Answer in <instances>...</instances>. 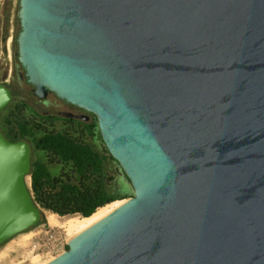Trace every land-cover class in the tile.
Returning <instances> with one entry per match:
<instances>
[{"label":"water","instance_id":"water-1","mask_svg":"<svg viewBox=\"0 0 264 264\" xmlns=\"http://www.w3.org/2000/svg\"><path fill=\"white\" fill-rule=\"evenodd\" d=\"M17 18L33 94L93 114L133 188L46 264H264V0H18ZM33 152L0 126V246L42 220Z\"/></svg>","mask_w":264,"mask_h":264},{"label":"rangeland","instance_id":"rangeland-1","mask_svg":"<svg viewBox=\"0 0 264 264\" xmlns=\"http://www.w3.org/2000/svg\"><path fill=\"white\" fill-rule=\"evenodd\" d=\"M17 12L18 0H4L0 7V79L6 80L7 83H12L13 76L19 73L24 74V69L17 59L16 37L19 32ZM23 101L12 100L6 109L1 111L0 126L5 133L10 136L14 135L18 129V122H27L37 137L46 132L67 133L73 138L89 144L103 157V176L106 178V188L111 194L123 197L121 199L124 201L133 195L129 179L126 178L119 163L111 157L97 126L89 130L73 120L45 116L46 111L62 109L60 100H57L53 95L49 96L47 105L36 102L35 98L26 97ZM94 121L95 117L91 116L88 123H94ZM33 160L43 163L53 177L66 178V176L74 175L70 164L62 162L46 150L34 147ZM27 181L31 189L30 177L27 178ZM42 211L44 222L14 236L0 246V264H46L66 251L68 241L81 232L51 226L46 217L50 211L44 208ZM58 216L61 221L72 217H82L77 214Z\"/></svg>","mask_w":264,"mask_h":264},{"label":"trees","instance_id":"trees-1","mask_svg":"<svg viewBox=\"0 0 264 264\" xmlns=\"http://www.w3.org/2000/svg\"><path fill=\"white\" fill-rule=\"evenodd\" d=\"M96 126V118L94 123L84 124L89 130ZM5 135L11 140L26 138L36 149L46 150L72 166L73 176L57 178L43 163L32 160L31 190L42 208L60 216L77 214L88 217L98 208L123 198L107 190L103 176L104 159L89 144L61 132H46L37 137L27 122H18L14 135ZM44 221L42 216L39 224Z\"/></svg>","mask_w":264,"mask_h":264},{"label":"flooded vegetation","instance_id":"flooded-vegetation-1","mask_svg":"<svg viewBox=\"0 0 264 264\" xmlns=\"http://www.w3.org/2000/svg\"><path fill=\"white\" fill-rule=\"evenodd\" d=\"M4 39L6 40V37ZM0 82H3L12 90L13 100L18 99V100H21L22 102H24L23 100L26 97L35 98L36 102H40L43 105H47L49 96L50 95L55 96L57 98V100H60L59 102H61L60 104H62V109H55L54 111H51V112L46 111L44 113L45 116L57 117V118H62V119H67V120H73V121H76L78 123H81L82 125L88 123L91 116L95 117L93 114L86 112L83 109H80L77 106L72 105V104L60 99L59 97H57L52 92L48 93L46 99H44V100L38 99L33 94L34 87L30 83L27 82L25 72H24V74L19 73L16 76H13L12 77V83H7V81L4 79H0ZM68 115H70V116L71 115H85L86 117L83 120H81V119H77L75 117H70ZM96 122H97V119H96ZM22 139H26V138H22Z\"/></svg>","mask_w":264,"mask_h":264},{"label":"bare ground","instance_id":"bare-ground-1","mask_svg":"<svg viewBox=\"0 0 264 264\" xmlns=\"http://www.w3.org/2000/svg\"><path fill=\"white\" fill-rule=\"evenodd\" d=\"M123 202L124 199H118L103 207L98 208L91 216L80 218L72 217L63 221H61V218L58 216V214L48 212V214L46 215L47 222L51 226L64 227L68 230L82 231L97 222L98 220H100L101 218H103L104 216H106L107 214H109Z\"/></svg>","mask_w":264,"mask_h":264},{"label":"built area","instance_id":"built-area-1","mask_svg":"<svg viewBox=\"0 0 264 264\" xmlns=\"http://www.w3.org/2000/svg\"><path fill=\"white\" fill-rule=\"evenodd\" d=\"M3 2H4V0H0V7L2 6Z\"/></svg>","mask_w":264,"mask_h":264}]
</instances>
